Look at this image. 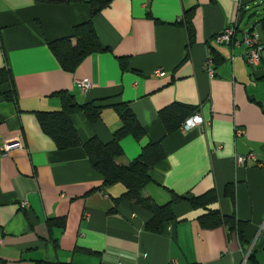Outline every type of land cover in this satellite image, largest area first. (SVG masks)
Wrapping results in <instances>:
<instances>
[{"label":"crops","instance_id":"obj_1","mask_svg":"<svg viewBox=\"0 0 264 264\" xmlns=\"http://www.w3.org/2000/svg\"><path fill=\"white\" fill-rule=\"evenodd\" d=\"M255 3L109 0L91 16L89 0H0V69H10L14 90L0 84V264H250L253 247L257 264H264V48L250 66L243 43L214 41L235 22L239 42L256 32L264 43V15L252 9ZM187 11L194 30L188 49L179 24ZM88 19L107 50L65 71L47 43L71 36ZM208 57L212 76L204 68ZM82 78L93 84L87 93L76 84ZM61 90L80 104L102 106L93 123L83 112L71 114L81 143L92 136L110 141L120 126L115 104L127 103L145 136L123 138L116 163L126 165L145 143L160 141L165 157L151 169L143 195L161 205L171 192L214 190L207 208L245 223L244 247L225 225L201 226L206 209L185 201L173 205L175 219L161 233L147 231L149 213L120 198L122 183L103 186L82 147L58 150L42 131L35 112L59 110ZM172 102L196 107L204 125L165 135L158 111ZM10 142L19 145L3 151ZM249 153L256 160L236 164V155ZM49 219L63 226H49Z\"/></svg>","mask_w":264,"mask_h":264},{"label":"trees","instance_id":"obj_2","mask_svg":"<svg viewBox=\"0 0 264 264\" xmlns=\"http://www.w3.org/2000/svg\"><path fill=\"white\" fill-rule=\"evenodd\" d=\"M77 2L80 0H68ZM109 0H89L91 5V16L108 4ZM264 28V18L260 20ZM187 32V49L192 45L194 30L191 22L190 11H187L179 20ZM60 67L68 72H73L81 61L92 53L107 50L98 38L91 19L74 25L72 35L60 37L47 43ZM214 54L215 52L212 51ZM218 55V54H217ZM122 70L126 68L125 58H118ZM217 59L214 56L213 61ZM212 61V62H213ZM8 83V93L14 95L10 69L5 66L0 69V84ZM55 95L60 97L61 108L56 111H36V118L42 131L52 138L58 150L82 147L88 157L91 158L92 167L102 177L103 186L120 182L125 186V191L120 198L134 202L149 213L145 229L149 232L159 234L171 221L175 219L173 205L179 201H185L192 207L205 208L206 212L198 219L201 226L209 228L217 225H225L230 232L235 231L241 247L246 244L243 231L245 223L239 221L235 216L222 215L219 211L207 207L216 201V193L209 190L201 195L189 194L179 195L171 192V199L164 204H157L150 197L142 193L144 187L152 182L151 169L165 157L160 141L147 142L140 150L136 158L126 165H118L116 159L123 155L121 141L131 136L140 142L145 132L139 124L129 105L125 102L115 104V111L120 120V126L113 131L110 141L102 142L97 137H90L85 143H81L76 130L70 119L71 114L83 112L88 122L93 123L100 117L101 105L92 102L80 104L75 101L73 95L66 91H58ZM197 113V108L183 103L172 102L158 111V117L164 127L165 135L176 131L182 123ZM226 190L233 194L232 185ZM119 198L116 199V201ZM57 223L63 226L61 219H49L48 225ZM254 247L246 255V262L257 264ZM66 264V263H57ZM71 264V263H69Z\"/></svg>","mask_w":264,"mask_h":264},{"label":"built area","instance_id":"obj_3","mask_svg":"<svg viewBox=\"0 0 264 264\" xmlns=\"http://www.w3.org/2000/svg\"><path fill=\"white\" fill-rule=\"evenodd\" d=\"M181 19V18H180ZM236 23L227 24L223 30L214 36V41L218 44H227V45H238L243 43L245 45L244 57L246 59V63L250 66H255L259 63L261 57L262 48H264V43L261 42L260 35L256 32L249 34L244 33V37L241 42L236 39ZM212 59L211 57L206 59L204 64V68L207 73L212 76L213 70L211 69ZM164 72H158V75L162 76ZM77 86L84 93H87L92 87V82L87 78L77 79ZM204 125V121L199 113H195L191 117L187 118L182 125L180 126L183 129L190 130L196 128L198 126ZM242 129H237L235 133L238 135L242 133ZM19 142H10L4 145L3 151L10 149L12 146H18ZM256 160V156L253 153H249L247 155H236L235 162L237 165H243L247 160ZM22 206H26L27 202L25 200L21 201ZM169 264H178L175 260L170 261Z\"/></svg>","mask_w":264,"mask_h":264},{"label":"rangeland","instance_id":"obj_4","mask_svg":"<svg viewBox=\"0 0 264 264\" xmlns=\"http://www.w3.org/2000/svg\"><path fill=\"white\" fill-rule=\"evenodd\" d=\"M252 6H253L252 9L256 10V12H257L258 14H262V15H264V0H256V3H255V4H252ZM254 19H255V18H254ZM245 21H246V17H244V21L241 23V26L244 25ZM252 22H253V21H251L250 24H251ZM255 27H256V29H258V28H259V25H256ZM262 55H264V54H262Z\"/></svg>","mask_w":264,"mask_h":264}]
</instances>
